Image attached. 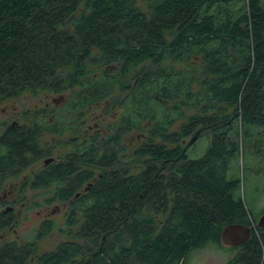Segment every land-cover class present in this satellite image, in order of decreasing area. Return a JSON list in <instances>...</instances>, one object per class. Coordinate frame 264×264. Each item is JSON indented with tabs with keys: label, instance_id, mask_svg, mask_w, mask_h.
I'll return each mask as SVG.
<instances>
[{
	"label": "trees",
	"instance_id": "1",
	"mask_svg": "<svg viewBox=\"0 0 264 264\" xmlns=\"http://www.w3.org/2000/svg\"><path fill=\"white\" fill-rule=\"evenodd\" d=\"M144 2L146 10L138 0H0V103L71 88L84 92L83 104L108 95L113 107L115 89L131 101L107 135L76 144L34 179V189H53L45 200L68 205L62 224L46 219L36 241L56 229L69 239L39 255L36 241L6 243L0 264H189L193 251L219 241L224 225L251 223L236 197L239 181L222 170L237 151L225 138L233 119L217 113L231 109L246 124L264 126V0ZM143 100L148 107L138 111ZM190 105L202 116L170 131L173 111L185 118ZM142 119L153 127L134 156L147 164L132 171L114 145L141 129ZM199 126L214 134L204 156L191 159L169 146ZM35 127L0 136V175L42 157ZM252 232L231 264H264V227Z\"/></svg>",
	"mask_w": 264,
	"mask_h": 264
},
{
	"label": "rangeland",
	"instance_id": "2",
	"mask_svg": "<svg viewBox=\"0 0 264 264\" xmlns=\"http://www.w3.org/2000/svg\"><path fill=\"white\" fill-rule=\"evenodd\" d=\"M138 5L144 10L147 9L144 0H138ZM167 63L177 69L187 67L185 61L176 63L167 61L163 63V66ZM138 80L139 78L135 80V83ZM83 94L84 92L78 88L67 89L63 92L40 91L38 94L25 92L16 97L4 98L0 103V135L6 126L14 121L26 122L23 124L31 128L36 124L38 127L35 128L40 131L37 139L38 151L44 152L42 157L31 165L13 169L12 171L16 170L13 172L16 175L10 174L8 170L0 175V203H7L9 204L8 207L15 208L13 214H15L16 219H19L17 227L20 242L32 240L35 237V228L48 214L50 216L47 218L56 220L58 225L62 224L64 210L68 206L61 201L48 202L45 200V197L52 195L53 189H32L31 184L36 174L53 163L63 161L66 152L73 149L76 144L80 142L89 143L93 136L98 137L96 132L100 131V134L107 135L109 125L130 110L126 108V105L131 103L130 98L126 95L127 92L123 94L115 89L114 98L119 99L113 107L111 101L109 102L111 96L106 95L100 100L96 99L92 104H83ZM202 98H198L199 101ZM142 104L143 106L138 107V111L147 109L146 100H143ZM162 107L158 105L155 109L163 113ZM191 107L193 106L190 105V108H185V118L183 116L177 120L174 117H177L178 112L173 111L172 117L175 121L171 125L170 131L178 130L189 117L202 116L199 108L193 109ZM25 113L28 115L26 121L22 119V115ZM143 114L146 115V111ZM212 114L214 113H209V115ZM217 115L219 117L226 115L233 119V123L230 122L231 125L225 126V138L237 144V151L226 158L222 170L229 179L239 181L236 197L243 201L249 216L252 215L256 218L254 222L258 226L257 220L264 213V126L246 124L240 117H236L231 109L228 112L217 113ZM163 120L167 125L166 120L164 118ZM152 125L151 120L144 119L141 129L126 132L121 137L120 144L114 145L118 152L120 150L119 155H123L121 157L127 158L130 164L134 163L131 165V167L133 166L132 171L138 170L140 166L144 168L147 164L145 157L141 158L142 164L136 162L138 160L134 156V151L145 144L148 131L153 127ZM213 135L211 129H202L199 126L179 143L169 144V146L183 150L191 159L200 158L206 154L211 146ZM195 136L197 138L193 141ZM156 140L160 142L161 138H156ZM48 160L50 162L46 163ZM173 164L171 168L173 170H178L181 165L180 162ZM91 169L95 175L100 173L99 167H92ZM92 183L93 180L87 181L81 191L83 192L85 187ZM48 190L50 193L47 192ZM170 198L171 194L169 195ZM1 235H5V237L1 239ZM16 237L17 233L12 230H0V243ZM67 239L69 237L64 233L58 229L54 230L38 240L39 249L36 255L55 249ZM231 257L232 254H229L227 250L209 245L193 251L189 258V264H226L227 261L231 264L234 260L230 261ZM31 261L32 264H36V259Z\"/></svg>",
	"mask_w": 264,
	"mask_h": 264
},
{
	"label": "flooded vegetation",
	"instance_id": "3",
	"mask_svg": "<svg viewBox=\"0 0 264 264\" xmlns=\"http://www.w3.org/2000/svg\"><path fill=\"white\" fill-rule=\"evenodd\" d=\"M57 101V100H56ZM55 101V102H56ZM28 117V115L25 113V114H23L22 115V119H24L25 121H26V118ZM23 123H26V122H22V123H19V121H14V122H12L11 124H9V125H7L6 126V128L3 130V132H2V134L7 130V129H9V128H14V127H18V126H20V125H24ZM1 134V135H2ZM96 134L98 135V137H99V134H100V131H98V132H96ZM0 135V136H1ZM93 137H96V136H93ZM98 137H96V139L98 140ZM70 151V150H69ZM67 153V152H66ZM64 161V160H63ZM63 161H60V162H63ZM50 162V161H49ZM49 162H47L46 161V163H49ZM57 163H59V162H57ZM18 169V168H17ZM16 171V170H15ZM14 171V172H15ZM10 174H12V175H16V174H14V173H10ZM37 175V174H36ZM36 177V176H35ZM35 179V178H34ZM33 183H34V181H33ZM33 183L31 184L32 185V189H34V187H33ZM90 185H92V184H89V185H87V186H90ZM85 187V190H88V188L89 187ZM34 190H36V189H34ZM7 194V193H6ZM8 202V201H7ZM7 205H9V204H7V203H0V220H2V217L3 216H6L7 218H10V221H7V222H10L9 223V225H7L6 227H2V225H0V230L1 229H9V230H12V231H14V232H16L17 233V237L14 239V238H12V239H9V240H6L5 242H2V243H0V247L1 246H3V245H5L6 243H10V242H15V241H17V242H19L20 243V238H19V234H18V227H17V225H18V222H19V219H16V217H15V214H13L14 213V207H8ZM65 205L67 206V204L65 203ZM66 209V208H65ZM50 215L48 214L47 215V217H49ZM47 217H45V218H43L42 220H41V222H40V224H38V226L35 228V237L34 238H32V240H26L25 242H22L23 244L24 243H26V242H28V241H30V242H35L36 241V235H37V231L39 230V228L41 227V225H42V223L46 220V219H52V218H47ZM64 217V216H63ZM20 218V217H19ZM249 219L251 220V223L250 224H245L244 223V225H246L247 227H249L250 229H251V237L248 239V241H246L245 243H243V244H240V245H235V246H232V245H227V244H225L224 242H223V240H222V238H221V236H220V239H219V241L218 242H216V243H213L212 244V246H214L215 248H218V249H225V250H227V252L230 254H232V257H231V260L230 261H232L233 259H235V257L238 255V253L243 249V247H244V245L247 243V242H249L250 241V239L252 238V236H253V232L252 231H254L255 229H258V227L259 228H262V227H260L259 225L257 226V225H255V222H254V220H253V218H252V216L250 217L249 216ZM259 219H260V217L258 218V220H257V223L259 222ZM53 220V219H52ZM256 221V220H255ZM253 222V223H252ZM231 224H233V223H231ZM228 225V224H227ZM224 229V228H223ZM223 231V230H222ZM221 234H222V232H221ZM2 236V235H1ZM5 237V235H3L2 236V238L1 239H3ZM37 242V244H38V240L36 241ZM229 263V261H227L226 262V264H228Z\"/></svg>",
	"mask_w": 264,
	"mask_h": 264
},
{
	"label": "water",
	"instance_id": "4",
	"mask_svg": "<svg viewBox=\"0 0 264 264\" xmlns=\"http://www.w3.org/2000/svg\"><path fill=\"white\" fill-rule=\"evenodd\" d=\"M197 136L193 138V141L196 140ZM49 162V160L47 161ZM258 225L264 227V213L261 215ZM251 237V229L244 224H228L224 227L221 238L223 242L227 245H240L248 241Z\"/></svg>",
	"mask_w": 264,
	"mask_h": 264
}]
</instances>
